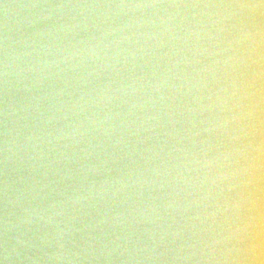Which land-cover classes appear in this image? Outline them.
<instances>
[{"label":"water","instance_id":"1","mask_svg":"<svg viewBox=\"0 0 264 264\" xmlns=\"http://www.w3.org/2000/svg\"><path fill=\"white\" fill-rule=\"evenodd\" d=\"M130 1L0 0V264H168Z\"/></svg>","mask_w":264,"mask_h":264},{"label":"bare ground","instance_id":"2","mask_svg":"<svg viewBox=\"0 0 264 264\" xmlns=\"http://www.w3.org/2000/svg\"><path fill=\"white\" fill-rule=\"evenodd\" d=\"M130 2L154 83L168 264H264V0Z\"/></svg>","mask_w":264,"mask_h":264}]
</instances>
